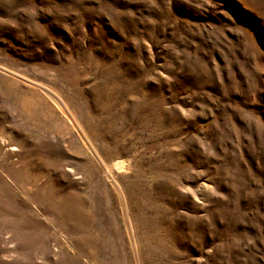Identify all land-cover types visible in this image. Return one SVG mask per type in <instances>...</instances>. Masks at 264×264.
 <instances>
[{"label": "rangeland", "instance_id": "374dc122", "mask_svg": "<svg viewBox=\"0 0 264 264\" xmlns=\"http://www.w3.org/2000/svg\"><path fill=\"white\" fill-rule=\"evenodd\" d=\"M0 264H264V0H0Z\"/></svg>", "mask_w": 264, "mask_h": 264}, {"label": "bare ground", "instance_id": "6f19581e", "mask_svg": "<svg viewBox=\"0 0 264 264\" xmlns=\"http://www.w3.org/2000/svg\"><path fill=\"white\" fill-rule=\"evenodd\" d=\"M120 164V163H119ZM116 165H118V164H116ZM121 165V164H120Z\"/></svg>", "mask_w": 264, "mask_h": 264}]
</instances>
